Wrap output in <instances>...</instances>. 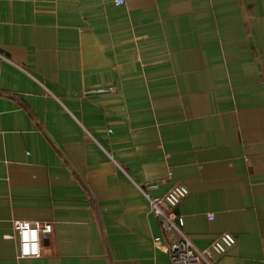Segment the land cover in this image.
I'll list each match as a JSON object with an SVG mask.
<instances>
[{"label":"crops","instance_id":"crops-1","mask_svg":"<svg viewBox=\"0 0 264 264\" xmlns=\"http://www.w3.org/2000/svg\"><path fill=\"white\" fill-rule=\"evenodd\" d=\"M177 183L194 245L264 264V0H0V264H171L142 190Z\"/></svg>","mask_w":264,"mask_h":264},{"label":"built area","instance_id":"built-area-1","mask_svg":"<svg viewBox=\"0 0 264 264\" xmlns=\"http://www.w3.org/2000/svg\"><path fill=\"white\" fill-rule=\"evenodd\" d=\"M115 2L117 5H123L126 0H115ZM142 191L150 202L152 213L160 220L162 235L154 238V245L168 254L171 264H216V257L224 255L235 245L236 238L230 233L222 234L203 249L194 245L182 230L184 219L177 210L189 193L185 185L177 183L164 195L157 197H151L145 190ZM14 226L19 243V257H40L41 235L52 233L53 224L19 220L15 221Z\"/></svg>","mask_w":264,"mask_h":264}]
</instances>
